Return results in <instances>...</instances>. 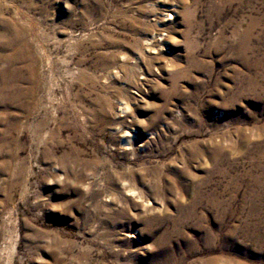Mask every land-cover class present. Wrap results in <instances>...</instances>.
Segmentation results:
<instances>
[{
    "label": "rangeland",
    "instance_id": "374dc122",
    "mask_svg": "<svg viewBox=\"0 0 264 264\" xmlns=\"http://www.w3.org/2000/svg\"><path fill=\"white\" fill-rule=\"evenodd\" d=\"M176 263L264 264V0H0V264Z\"/></svg>",
    "mask_w": 264,
    "mask_h": 264
},
{
    "label": "bare ground",
    "instance_id": "6f19581e",
    "mask_svg": "<svg viewBox=\"0 0 264 264\" xmlns=\"http://www.w3.org/2000/svg\"><path fill=\"white\" fill-rule=\"evenodd\" d=\"M244 141H245V140H244ZM10 224H11V223H10ZM14 230H15V229H14V226L11 224V225H9V229L7 230V232H8V234H12V233L14 232ZM13 234H14V233H13ZM209 234H210V233H209ZM9 236H10V235H9ZM164 251H165V253H166V252L169 253V252H168V249H165ZM169 251H170V250H169ZM223 252H224V251H223ZM166 256H167V255H166ZM166 256H165V257H166ZM225 256H226V255H225ZM160 258H161V257H160ZM218 259H219V257H218ZM220 259H221V258H220ZM164 260H165V259H164ZM214 260H215V259H214ZM214 260H213V261H214ZM215 261H216V260H215ZM158 262H159V261H158ZM176 264H177V263H176ZM209 264H210V263H209Z\"/></svg>",
    "mask_w": 264,
    "mask_h": 264
}]
</instances>
